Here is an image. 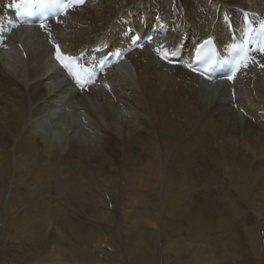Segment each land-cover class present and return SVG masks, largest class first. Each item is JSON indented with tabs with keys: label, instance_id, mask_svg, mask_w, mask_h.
I'll return each mask as SVG.
<instances>
[{
	"label": "bare ground",
	"instance_id": "obj_1",
	"mask_svg": "<svg viewBox=\"0 0 264 264\" xmlns=\"http://www.w3.org/2000/svg\"><path fill=\"white\" fill-rule=\"evenodd\" d=\"M18 1L0 0V23L8 22ZM62 2L52 1L57 6ZM182 8L184 32L199 40L217 35L227 51L233 45L221 21L216 22L218 13L221 18L228 11L237 20L240 9H262L264 22V0H177V6L173 0H98L80 9L69 8L59 22H51L50 33L66 52L81 54L86 64L92 62L91 48L104 45L123 52L131 47L120 23L123 17L141 29L146 23L156 26V16L163 22L177 19ZM144 14L146 22L140 20ZM173 30L169 38L178 41ZM6 31L11 34L10 28ZM51 36L42 28L28 39L14 31L8 48L0 46V183L4 185H0V206L6 207V233L11 239L30 243V234L37 232L47 245L56 220L83 215L87 220L80 228L68 226L77 227L74 241L92 242L101 234L86 226L87 221L111 226L124 244L116 258L129 264H208L213 250L204 246L189 250L191 244L183 248L182 232L195 240L226 232L229 215L239 212L233 198L247 201L252 210L262 209L258 217L264 221V114H260L264 68L252 63L235 83H229L236 87L245 117L232 109L231 88L204 87L195 75L161 66L147 48L126 53L125 60L97 78L88 94L76 95L51 60ZM23 38L26 58L16 50ZM258 42L259 38L253 42L250 55L264 64ZM105 81L113 92L105 89ZM223 180L228 189L218 186V195L211 194L210 186ZM110 194L113 198L107 201ZM54 195L57 204L67 203L73 213L64 208L54 213ZM121 198H126L125 203L119 202ZM154 198L168 200L165 217L170 223L157 221L160 211L151 203ZM209 211L215 212L211 221L205 216ZM146 223L154 229L148 237ZM249 233L251 251L258 253L264 237L254 229ZM167 235L176 236L177 242L170 244ZM41 241L35 239L36 244ZM105 251L104 257H98L94 250L88 264H106L114 258ZM184 254L188 261H183ZM57 255L55 264H63L62 254Z\"/></svg>",
	"mask_w": 264,
	"mask_h": 264
},
{
	"label": "rangeland",
	"instance_id": "obj_2",
	"mask_svg": "<svg viewBox=\"0 0 264 264\" xmlns=\"http://www.w3.org/2000/svg\"><path fill=\"white\" fill-rule=\"evenodd\" d=\"M238 113H240V112H238ZM241 117H243V115H241ZM253 171H255V170H253ZM226 183H227L226 180H223V182L221 181L220 184L217 183V184L210 186L211 190L209 192L215 196L218 195V193L216 191L218 189V186H222V187H225L228 189ZM222 184H224V185H222ZM0 185H1V188L2 187L4 188V185H2V183H0ZM5 195L7 196V197L5 196V199H7L8 195L7 194H5ZM110 195L112 197L111 196L110 197L105 196L107 201L109 198H111V199L113 198V195L112 194H110ZM56 196L57 195H54V198L52 199V201H53L52 211L54 213H61L60 209L64 208L67 212H71L72 207L70 205H67V203L62 204V203L58 202V204H57L58 199H56V198L58 196L57 197ZM146 196L149 197L150 195L147 194ZM202 197H203V194L200 193L198 198L202 199ZM125 201H126V198L119 199V202L121 204L125 203ZM152 201L153 200H151V203L154 205H157V207L160 211L158 214L157 221H159L161 224L163 221L166 224L170 223V222H168V218L165 217V214H166L165 205L167 204L168 200H162L160 202L158 199H155L153 202ZM233 201H234L235 207L238 208L239 212L234 213V214L232 213L229 215V218H228V221L226 224V229L228 232L227 231L223 232L222 230L216 231L213 233V235L207 236V238L204 240H195L193 237H191V235L187 234L186 232H182L180 237L182 238L183 242L185 243V245L182 244V246H183V248H187L189 246L188 244H191L192 246L189 250L196 248V246L198 248L200 246L201 247L204 246V248L207 247L210 250H213L214 255H212L211 259H210L212 261H209L208 264H264V252L262 251L263 250V244L262 243H264V241L261 240L262 247L259 249L258 253H253L251 251V248H250L251 242L253 241V237L249 233V230L254 229L255 234L258 232L259 234H261L264 237V225L262 224L264 221L262 220L261 217L260 218L258 217L262 214L260 212V211H262V209L256 208L255 210H252L251 206L248 204L247 201L241 200L239 198H236V199L233 198ZM99 202L101 203V201H98L97 203L99 204ZM102 204L103 203H101V205ZM110 204H112V203H110ZM260 204H261V202H260ZM135 205H136V203L134 204V202H133V206H135ZM114 206H115V203L111 207H114ZM5 208H6L5 205L0 206V212L3 215V218H1V220H0V225H1L0 226V228H1L0 229V263L1 264H3V263H5V264L6 263L7 264H55V257L56 258L58 257L57 254H59V255L62 254V256L64 258L63 264H76V263L80 264L79 262L73 261L76 258H77V261L79 260V261H82V262H85L86 264H88L89 260L95 257V255L93 256L94 250H96V254L98 257H99V254H101V256L103 254V257H104V254H106L105 250H107V254L109 253L108 255L110 257H114V258H110L111 261L109 258L107 260H105L104 262H106V264H129V262L127 260H123L121 258H116V256L118 255L117 252L120 253L121 250H124L123 249L124 244L120 241L121 236H119L117 234L115 235L113 232V229L110 228L111 226L106 228V227H103V226H105V224H103L101 222L96 223L93 220L90 221V222L93 221L92 225H90L87 221L86 226L91 227L96 231H100L101 234L98 237L96 236L92 242H83V244H82V243H79L78 241H76V242L74 241V239H75L74 238V231H75V228H77V227L80 228V226H81L80 223H82L84 220H87L86 217H84L83 215H80V216H74V215H65L64 216L63 215L60 222H58L56 219H54V217L51 216L50 220H53V221L56 220V225L51 226V229L49 230L51 232V234H49L50 239L47 242L48 243L47 245L44 244V241H41V236H39V234H36L37 232L32 233L33 235L30 234V236H29V240L31 241L30 243H29V241H26L25 243L21 244L15 240L11 239V237L8 236L6 233V223L5 222L6 221L8 222V219L5 217V212H4ZM100 208H101L100 211H104L103 206H101ZM118 209H119V211H118ZM120 211H121L120 207H117V213ZM109 212L110 211H108V213ZM72 213L73 212H71V214ZM214 214H215L214 211H209V213H207L205 216H207V218L211 221V219L214 217ZM110 215L113 217V219H116L114 212H111ZM64 217H65V219L66 218L67 219H73L74 223L68 224L67 221L64 219ZM61 223H63L64 225ZM70 224H73L77 227L71 226L70 228H68V226ZM161 224L160 225L158 224V228H162ZM146 225L149 227V228H146L147 229L146 235L148 237V235H150V232L154 233V229L152 226H150L151 225L150 223L149 224L146 223ZM182 225H183V223H182ZM110 230H111V233H110ZM44 234L46 235L47 233L44 232ZM101 235H103V236H101ZM112 238H114L116 240V243L119 245V247H117L113 243V241L111 240ZM167 238L169 240L171 238L170 244L173 243L172 245H174V242H177L176 236L171 235V237H170L167 235ZM22 239H24V237ZM35 239L36 240L40 239L41 243L36 244ZM109 239L111 241H109ZM257 239H259V238H257L255 236V240H257ZM206 240H208L207 243H206ZM103 241H104V243H103ZM186 242H187V245H186ZM104 244H108L106 249L104 248ZM219 244H220V246H219ZM73 245H74L75 250H76L75 252L73 251ZM162 247H163V242L161 240L158 243V249L160 252L163 249ZM80 253H81V255H80ZM13 256L20 257L21 261L17 260V258L16 257L14 258ZM74 256H76V257H74ZM160 257H161V254L159 255L158 258H160ZM8 258H10V259H8ZM187 259H189V257H187L186 254H184L183 261H186ZM213 262H215V263H213ZM56 263H59V262H57V260H56ZM60 264H62V263H60Z\"/></svg>",
	"mask_w": 264,
	"mask_h": 264
},
{
	"label": "snow or ice",
	"instance_id": "obj_3",
	"mask_svg": "<svg viewBox=\"0 0 264 264\" xmlns=\"http://www.w3.org/2000/svg\"><path fill=\"white\" fill-rule=\"evenodd\" d=\"M70 4L71 6H82L85 4V0H63V2L59 5L60 9L63 11V14H67ZM57 22H59V20H57ZM40 27L45 31H48L46 23L42 22ZM260 29L261 31L259 33L257 51L261 55H264V22L260 24ZM49 35L51 34L49 33ZM246 36L247 38L243 42L233 45V51L236 55L232 61L234 63L232 74L226 77V79L229 81H234L236 74L242 69H247L252 63H256L259 65V67L264 68V64H260L259 61L255 59V57L250 55L252 50L250 45V38L252 36L251 23H249V30ZM212 43L213 41L211 39L206 40L196 49L195 59L197 63H214V60L209 57L206 52V45L211 46ZM54 48L56 51L55 59L60 63L62 68L67 70L68 74L73 78L76 85H78L81 89L86 88L87 85L92 82L94 73L90 71L87 66L80 64V62L75 57L64 54L58 44H54ZM155 51L162 61L168 63L172 62V54L169 53L167 49L162 50V48H157ZM105 87H108L109 91H111L110 86L106 85ZM233 95H235V93H233Z\"/></svg>",
	"mask_w": 264,
	"mask_h": 264
}]
</instances>
